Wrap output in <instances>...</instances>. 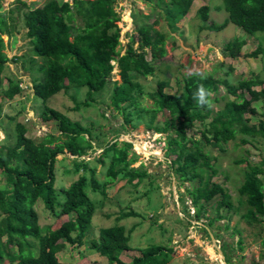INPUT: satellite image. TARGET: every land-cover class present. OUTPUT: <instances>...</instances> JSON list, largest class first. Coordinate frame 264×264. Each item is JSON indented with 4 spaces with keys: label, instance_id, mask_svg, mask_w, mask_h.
I'll return each instance as SVG.
<instances>
[{
    "label": "trees",
    "instance_id": "obj_1",
    "mask_svg": "<svg viewBox=\"0 0 264 264\" xmlns=\"http://www.w3.org/2000/svg\"><path fill=\"white\" fill-rule=\"evenodd\" d=\"M193 1L156 0L170 31L178 30L177 23L187 14ZM16 2L26 8L19 15L31 47L30 62L41 59L36 71L42 76L32 81L34 96L45 104L52 95L66 92L70 87H86L85 100L73 106L78 109L112 82L110 106L123 113L127 122L133 115L132 110L137 116L143 111L149 113L148 128L166 134V156L170 157V165L180 180L198 179V185L189 190L196 214L201 211V199L209 201L216 195H220L218 206L232 207L229 194L220 183L212 180L216 169L211 163L213 157L204 147L223 150L224 145L234 140L238 133L244 136L242 143L249 142L247 137L264 140V119L251 123L252 116L256 114L253 103H264V78L254 75L233 85L211 74L192 73L182 78L181 88L175 93L166 92L167 80L159 79L154 90L148 93L153 106L145 107L140 105L142 85L136 76L153 75L157 62L166 53L168 34L154 26L157 19L139 26L135 33L129 35L125 49L120 52L121 28L113 0H47L33 8L26 1ZM222 8L227 17L216 23L209 16V5H201L197 10L203 23L201 28L219 31L233 23L247 33L264 31V0H222V5H217L216 9ZM16 28L12 10L0 14V119L3 102L21 92L17 78L5 72L7 62L17 56L8 57L3 35L12 36ZM245 43V39L235 38L227 41L224 48L228 55L234 57ZM263 50L258 45L247 56L255 57ZM113 62L118 68L120 82L112 81ZM200 83L212 92L223 84L232 98H227L224 106L215 113L212 107L201 108L192 95ZM211 100L213 103L219 99L211 97ZM164 111L168 112L165 124H154L156 116ZM40 117L45 122L55 120L59 134L48 133L35 140L27 135L23 123L15 122L11 136L7 134L6 139L0 141V174L7 185L0 188V264H74L61 261L57 253L65 243L80 244L91 228L96 204L86 188L90 186L105 197L106 186L118 175L130 184H138L146 175L145 170L133 166L139 156L132 151V144L116 139L104 144L98 156L93 158L105 167V179L100 182L96 165L82 157L95 148L91 131L80 121L47 105ZM196 121L203 126L198 139L188 136ZM8 137L12 142L6 141ZM66 153L74 156L77 176L62 190L63 198L58 199L54 186L57 155ZM244 162V179L238 193L244 197L247 206L242 218L253 224L264 216V181L261 177L264 159L257 163ZM206 171L209 174L204 178ZM39 199L50 218L57 221L45 227V231L35 209ZM62 215L70 217L61 221ZM130 233L125 225L115 222L101 227L98 239L91 245L108 264H169L173 251L159 243L140 249V253L131 256L129 261L123 260L121 253L131 249Z\"/></svg>",
    "mask_w": 264,
    "mask_h": 264
},
{
    "label": "rangeland",
    "instance_id": "obj_2",
    "mask_svg": "<svg viewBox=\"0 0 264 264\" xmlns=\"http://www.w3.org/2000/svg\"><path fill=\"white\" fill-rule=\"evenodd\" d=\"M23 1L33 8L47 0ZM0 4V14L12 10L16 17L17 30L10 37L3 35L8 57L17 56L7 62L5 72L6 75H14L21 88V92L13 99L3 102L0 141H3L7 134L11 136L15 122L23 123L27 135L35 140L48 133L58 135L57 122H45L40 117L44 106L47 105L67 114L71 119L80 121L81 125L91 131L95 148L82 157L90 159L91 165H96L100 182L105 179V167L93 158L98 156L104 144L116 139L132 144V151L139 156L133 166L146 171L143 180L138 184H130L118 175L106 186L105 197L94 192L90 186L86 188L90 199L96 204L91 228L80 244L65 243L57 253L61 261L74 264H108L91 244L93 240L98 239L101 227L118 222L131 231V249L121 253V258L125 261L139 254L140 249L152 243H159L173 251L169 264H264V216L260 217L257 223L248 224L242 218L247 206L244 197L238 193V187L244 179V160L257 163L264 159L262 138L247 137L249 142L242 143L241 138L244 136L238 133L234 140L224 145L223 150L212 146L204 147L213 157L211 163L216 169L212 180L220 183L229 194L232 207L218 206L220 195H216L209 201L200 200L202 207L197 215L189 190L198 185V179L184 182L180 180L170 165V157L166 156V134L148 128L149 113L143 111L137 116L132 110L133 115L127 122L123 113L110 106L112 82L94 94L87 105H80L78 109L73 106L76 102L85 100L86 87H70L66 92L52 95L45 104L34 96L32 81L33 78L39 79L42 76L36 71L41 59L30 62L31 47L19 15L20 11L26 8L21 7L16 0H0ZM203 4L209 5V16L214 22L221 23L227 17L223 8L216 9L217 5H222V0H194L187 14L177 23L178 30L172 32L163 19L156 0H113L115 15L119 18L117 23L121 28V44L118 51L125 49L129 35L135 33L139 26L149 24L154 19L158 21L154 26L168 34L165 42L166 53L157 62L155 73L145 77L136 76L142 85L140 105L153 106L148 93L154 90L159 79L167 80L166 92L175 93L181 88L182 78L192 73L211 74L233 85L254 75L264 78V50L255 57L247 56V53L258 45L264 49V31L247 33L233 23L219 31L201 28L203 23L197 10ZM235 38L245 39L246 43L239 54L232 57L227 54L224 44ZM113 63L112 81L120 82L118 68L116 63ZM5 85L6 79L4 87ZM211 97L219 99L213 102V113L224 106L227 98H232L223 84H219L218 90L212 92ZM253 105L256 114L252 116L251 123H256L259 119H264V103L257 101ZM167 116L168 112H160L154 124L163 126ZM202 128L196 121L188 131V136L200 138ZM8 138L6 141L12 142L10 137ZM57 159L54 186L58 199H62V190L69 186L77 174L74 172L73 155L58 154ZM240 160L242 162H239ZM208 174L209 171L204 172V178ZM261 177L264 181V174ZM4 187H7L6 181L0 174V188ZM35 209L43 231L50 224H56L57 221L50 218L41 199L37 201ZM69 217L70 215H62L60 220Z\"/></svg>",
    "mask_w": 264,
    "mask_h": 264
},
{
    "label": "clouds",
    "instance_id": "obj_3",
    "mask_svg": "<svg viewBox=\"0 0 264 264\" xmlns=\"http://www.w3.org/2000/svg\"><path fill=\"white\" fill-rule=\"evenodd\" d=\"M193 99L196 104L201 107L211 108L213 106L211 96L212 91L210 88L206 87L203 83L197 85L196 90L193 92Z\"/></svg>",
    "mask_w": 264,
    "mask_h": 264
}]
</instances>
